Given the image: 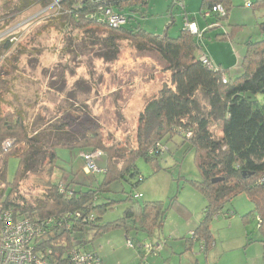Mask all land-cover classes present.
<instances>
[{
    "label": "rangeland",
    "instance_id": "obj_1",
    "mask_svg": "<svg viewBox=\"0 0 264 264\" xmlns=\"http://www.w3.org/2000/svg\"><path fill=\"white\" fill-rule=\"evenodd\" d=\"M19 1L0 0V46L11 47L0 57V79L8 82L11 90L0 102V110L22 112L31 135L44 144L45 149L40 150L17 191L21 203L35 205L36 200L46 196L50 182L56 185L66 182L73 189L80 186L87 190V183L100 184L107 166L104 155L95 160L104 173L86 174L82 152L64 147L57 148L55 165L46 159L47 147L73 143L82 137L87 126H92L100 127L106 145L115 146L119 153L135 148L140 113L162 86L170 82V72L158 54L139 51L124 39L117 42L116 57L110 60L114 53L109 51L105 36L89 39L82 31L68 33L61 28L56 11L41 6L30 8L14 23L6 25L7 4L15 6ZM249 1L236 0L228 19L220 23L221 28L213 27L214 17L205 18L201 13L202 0H181L184 8L174 5L175 0L129 2L125 11L132 20L126 28L140 26L153 35L176 38L186 22L195 21L202 33L207 32L202 41L203 51L227 72V77H235L238 55L244 57L246 44L264 38L259 27L264 24V8L253 10ZM199 100L203 107L207 105L202 96ZM3 161L0 154V170ZM8 163L7 179L12 182L19 161L10 158ZM137 167L140 175L134 180L116 182L106 192L107 199L119 203L107 213L105 223L123 215L128 196L141 194V202L160 201L167 205L172 199L175 202L163 231L154 238L141 232L130 234L135 249L128 246L121 231L89 244L87 248L95 250L106 264H138L139 261L133 260L139 248L156 241L163 246L161 254L159 258H147L145 264H264L257 220H244L254 210L246 195L233 199L223 214L211 220V247L213 244L217 247L210 254L206 256L201 251V242H194L192 252L185 255L186 238L191 239L205 218L207 201L192 183L200 181L201 174L194 152L187 151L180 136L166 143L157 169L144 159L137 161ZM139 176L144 181L135 188ZM230 212L235 215L226 217ZM170 233L181 236L169 240L166 235ZM94 234V230H87L85 238L91 241ZM250 240L255 243L248 250L245 246Z\"/></svg>",
    "mask_w": 264,
    "mask_h": 264
},
{
    "label": "trees",
    "instance_id": "obj_2",
    "mask_svg": "<svg viewBox=\"0 0 264 264\" xmlns=\"http://www.w3.org/2000/svg\"><path fill=\"white\" fill-rule=\"evenodd\" d=\"M109 1L115 2L121 9L129 2L146 3L145 0ZM235 1L202 0L201 13L205 16L214 6L221 5L225 9V16L215 13L211 15L215 18L214 25L221 23L228 19ZM19 3L15 6L7 4L6 25L14 23L34 6L47 8L51 0H20ZM65 4L63 10L69 8V3ZM249 7L253 10L262 9L264 0L249 3ZM54 11L58 14L57 20L61 28L68 33L82 31L89 39L105 36L109 51L114 53L110 60L116 57L115 50L120 39L129 41L139 51L158 54L166 64V71L170 72V82L162 86L140 113L135 148L119 153L115 146L106 145L102 129L92 126H87L82 137L73 143L47 147L46 159L55 165L58 159L57 148L64 147L85 153L101 151L107 158V166L100 184L87 183V190L80 186L73 189L65 182L68 190L72 192V196L68 198L58 191L60 183L56 185L50 182L46 196L36 200L35 205L21 203L17 191L28 175L32 162L40 150L45 149L44 144L31 135L22 112L3 113L0 110V154L4 160L0 170V202L4 201L6 206L13 207L20 214L39 218L77 212L85 217L95 216L92 226H87L75 218L71 220L73 231L79 234V243L83 247H88L93 241L114 231H123L127 238L132 232H141L154 238L155 234L163 231L174 199L167 205L160 201L141 202L128 196L123 215L117 220L105 223L107 213L119 203L107 199L105 194L114 183L131 181L140 175L137 167L139 159H144L157 169L166 143L180 136L187 151L194 152L201 174V180L192 183L207 201L205 218L190 240L202 242L208 249L213 242L211 220L223 214L227 204L233 199L246 195L254 204V210L244 220H261L258 230L264 246V38L246 44L240 66L241 74L235 78L227 77L224 82L222 77L226 71L220 67L218 72L209 70L200 61L202 41L207 32H203L199 38L184 27L178 37L170 38L167 34L153 35L140 26L109 29L97 19H92L91 10L84 8L71 10V14ZM259 27L264 34V24ZM221 38L225 39L224 36ZM10 48V44L0 46V57L6 55ZM10 91L9 83L0 79V102ZM201 96L207 101L205 107L200 103ZM185 133L190 136L187 137ZM7 140L14 143L5 150L3 143ZM119 157L121 162H118ZM10 158L19 161L12 182L7 179ZM140 177L143 176L138 178ZM139 183L140 180L133 186L136 188ZM234 215V212L225 214L228 218ZM87 230L95 231L91 241L85 238ZM47 231L48 236L42 246L53 250L50 261L52 264H59L66 250L73 245L72 232L58 235ZM251 242L252 240L249 241Z\"/></svg>",
    "mask_w": 264,
    "mask_h": 264
},
{
    "label": "built area",
    "instance_id": "obj_3",
    "mask_svg": "<svg viewBox=\"0 0 264 264\" xmlns=\"http://www.w3.org/2000/svg\"><path fill=\"white\" fill-rule=\"evenodd\" d=\"M145 2L147 3V0ZM65 3H69L67 10H63ZM174 5L184 8L181 0H175ZM82 8L91 10L90 17L92 19H97L112 30L125 28L132 20V16L126 13L125 6L121 9L118 4L109 0H51L50 6L44 10H60L64 14H71L72 11ZM212 13L221 17L226 14L225 9L221 5L214 6L212 11L205 14V18L211 17ZM184 27L194 36L199 38L202 36V32L195 21L186 22ZM213 27L221 28L222 26L220 23H216ZM200 61L209 70L215 72L220 70L204 52L200 53ZM222 78L226 82V74H223ZM185 134L187 137L190 136L188 133ZM13 143L12 140H7L3 143V148L7 150L11 148ZM102 156H104V153L101 151L82 152L81 158L84 163V172L86 174L104 173V170L98 169L95 164V160ZM139 180L143 182L144 177H140ZM58 191L67 198L72 196V192L68 190V186L64 182L58 185ZM142 197L141 194H138L134 199L140 200ZM73 218L87 226H92L95 222V216L85 217L80 212L48 218L33 217L29 214H20L13 207L6 206L4 201L0 202V264H52L50 257L53 254V250L42 246L44 239L48 236L47 230L58 235L72 232L73 245L66 250L59 264H103L102 259L95 250L83 247L79 243V234L73 231L71 221ZM256 220L259 227L261 220L259 218ZM191 236L194 237V233ZM195 242L197 241L195 240ZM127 244L130 248H136L133 241L129 238H127ZM160 250V245H144L139 248V252L141 256L142 254L144 255V258L152 254L157 255ZM205 250L206 247L201 242V251Z\"/></svg>",
    "mask_w": 264,
    "mask_h": 264
},
{
    "label": "crops",
    "instance_id": "obj_4",
    "mask_svg": "<svg viewBox=\"0 0 264 264\" xmlns=\"http://www.w3.org/2000/svg\"><path fill=\"white\" fill-rule=\"evenodd\" d=\"M249 1V0H248ZM248 3H251L250 1L248 2ZM228 37L230 36L229 35V33L228 32H226L225 33ZM204 52V51H203ZM205 53V52H204ZM207 54V53H206ZM208 55V54H207ZM209 56V55H208ZM210 57V56H209ZM211 58V57H210ZM243 56H240V55H238V72H237V74L235 75V77H237L238 75H240L241 74V69H240V66H241V62H242V60H243ZM212 59V58H211ZM213 61V60H212ZM214 62V61H213ZM215 63V62H214ZM216 64V63H215ZM227 75V74H226ZM235 77H231V78H235ZM187 209V208H186ZM121 232H123V231H121ZM192 233V232H191ZM111 233H109V234H106V235H110ZM178 233H170V234H168V235H166L167 237H169V240L170 239H177V238H180V233L177 235ZM260 234V233H259ZM124 235H125V237L127 238V236H126V234L124 233ZM260 240H261V238H260ZM158 243V244H157ZM255 243V241L254 240H252V242L251 243H249L248 242V244H247V246H245L248 250H250L251 249V246L253 245ZM260 243H261V241H260ZM151 244L152 245H160L161 246V250H160V252L156 255V254H152V255H150V256H147V257H143L144 255L142 254V256H141V254H140V252H138L137 253V257L133 260V262H138V264H145L144 262H146V260H147V258H149V257H154V258H159L158 256H160V254H161V251H162V249H163V246H162V244H159V242H151ZM193 245H194V242L193 241H191V240H189V239H187L186 238V248H185V255L186 256H189V252H192V250H193ZM261 245H262V251H263V259H264V246H263V244L261 243ZM200 247H201V243H200ZM215 247H217L216 246V244H213V247H209L208 249H206L205 251H202V252H204V253H206V256L208 255V254H210V251H211V249L212 248H215ZM255 256H257V257H260L256 252H255ZM209 258V257H208ZM251 258V257H250ZM249 258V259H250ZM255 258V257H254ZM103 261V260H102ZM255 262H257L256 261V259H255ZM103 264H106L104 261H103ZM189 264H190V262H189Z\"/></svg>",
    "mask_w": 264,
    "mask_h": 264
}]
</instances>
